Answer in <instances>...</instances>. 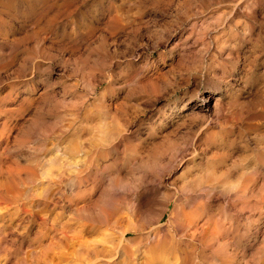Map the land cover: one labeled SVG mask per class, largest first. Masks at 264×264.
Segmentation results:
<instances>
[{"label": "clouds", "instance_id": "obj_1", "mask_svg": "<svg viewBox=\"0 0 264 264\" xmlns=\"http://www.w3.org/2000/svg\"><path fill=\"white\" fill-rule=\"evenodd\" d=\"M0 264H264V0H0Z\"/></svg>", "mask_w": 264, "mask_h": 264}]
</instances>
